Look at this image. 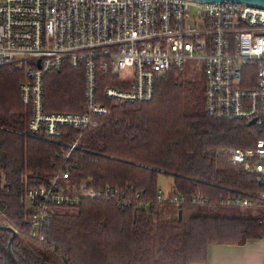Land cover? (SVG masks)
I'll list each match as a JSON object with an SVG mask.
<instances>
[{
	"label": "trees",
	"instance_id": "obj_1",
	"mask_svg": "<svg viewBox=\"0 0 264 264\" xmlns=\"http://www.w3.org/2000/svg\"><path fill=\"white\" fill-rule=\"evenodd\" d=\"M23 79L16 64L0 65V169L8 187L2 200L16 223H23L20 192L49 177L78 134L66 158L74 163L70 181L90 178L96 185L142 194L125 205L85 198L72 211L55 212L47 229L54 251L18 230L12 242L18 264H190L205 261L211 243L242 244L264 234L262 207L218 203L233 190L262 188L224 149L254 145L264 127L210 116L201 79L170 68L156 77L148 100L112 103L97 97L110 108L108 114L97 115L96 123L82 130L60 126L51 139L25 134L30 107L17 87ZM42 83L46 111L84 109L78 69L64 62L45 72ZM158 173L172 176L171 189L186 195L198 190L209 201L179 206L156 201ZM9 235L0 231V251L13 264Z\"/></svg>",
	"mask_w": 264,
	"mask_h": 264
},
{
	"label": "built area",
	"instance_id": "obj_2",
	"mask_svg": "<svg viewBox=\"0 0 264 264\" xmlns=\"http://www.w3.org/2000/svg\"><path fill=\"white\" fill-rule=\"evenodd\" d=\"M186 60L197 62L210 116L254 118L253 124L264 127V5L229 0H0V65L14 63L24 71L17 87L30 107L27 135L51 139L60 126L82 130L94 125L97 115L110 111L97 97L112 103L148 100L156 77L170 68L184 70ZM64 62L82 72V111L44 109L43 75ZM79 136L49 177L20 192L23 223L6 210L2 195L8 187L0 169V227L24 232L54 251L47 229L56 207H73L85 198L125 205L142 194L109 183L96 185L90 178L70 181L74 163L66 158ZM224 152L262 188L233 190L218 203L264 209V137ZM155 199L175 206L209 201L198 190L186 195L162 188ZM0 264H10L1 251Z\"/></svg>",
	"mask_w": 264,
	"mask_h": 264
},
{
	"label": "crops",
	"instance_id": "obj_3",
	"mask_svg": "<svg viewBox=\"0 0 264 264\" xmlns=\"http://www.w3.org/2000/svg\"><path fill=\"white\" fill-rule=\"evenodd\" d=\"M190 264H264V234L242 244L211 243L206 260Z\"/></svg>",
	"mask_w": 264,
	"mask_h": 264
},
{
	"label": "rangeland",
	"instance_id": "obj_4",
	"mask_svg": "<svg viewBox=\"0 0 264 264\" xmlns=\"http://www.w3.org/2000/svg\"><path fill=\"white\" fill-rule=\"evenodd\" d=\"M184 75L187 79L196 80L201 79V72L198 68L197 62L195 60H186L184 62ZM84 88V87H83ZM84 93V90H83ZM172 176L170 174L158 173L157 185L158 188H162L165 191L171 190ZM57 211H72L74 210L69 206H58Z\"/></svg>",
	"mask_w": 264,
	"mask_h": 264
},
{
	"label": "water",
	"instance_id": "obj_5",
	"mask_svg": "<svg viewBox=\"0 0 264 264\" xmlns=\"http://www.w3.org/2000/svg\"><path fill=\"white\" fill-rule=\"evenodd\" d=\"M198 1H222V0H198ZM229 1H237V2H246V3H254L259 5H264V0H229ZM255 121L254 118L247 121L248 124H253ZM178 216H181V210L178 209ZM0 231H8L10 233L7 241V253L13 264H18L16 258L12 253V242L14 238L17 236L16 231L11 227H0Z\"/></svg>",
	"mask_w": 264,
	"mask_h": 264
}]
</instances>
